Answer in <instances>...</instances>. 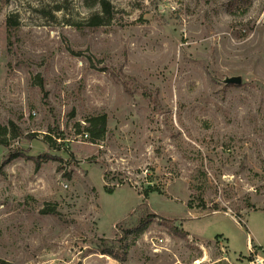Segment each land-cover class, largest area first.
I'll return each mask as SVG.
<instances>
[{
  "label": "rangeland",
  "instance_id": "1",
  "mask_svg": "<svg viewBox=\"0 0 264 264\" xmlns=\"http://www.w3.org/2000/svg\"><path fill=\"white\" fill-rule=\"evenodd\" d=\"M110 1L0 0V264H264V0Z\"/></svg>",
  "mask_w": 264,
  "mask_h": 264
},
{
  "label": "trees",
  "instance_id": "2",
  "mask_svg": "<svg viewBox=\"0 0 264 264\" xmlns=\"http://www.w3.org/2000/svg\"><path fill=\"white\" fill-rule=\"evenodd\" d=\"M87 6H98L99 12L93 13L87 20L88 24L91 26H98L103 24L106 20H108L113 11V7L111 5L110 0H85ZM87 127L85 128L86 135L88 136L89 140L95 141L100 139L104 133L105 128V116L101 115H93L86 119ZM8 131H11L12 136H15L17 127L12 123L8 122L7 125H0V144L3 143L5 140L4 136L8 134ZM152 190H156L154 187ZM189 207H191V203H187ZM203 204L199 205L202 207ZM106 254H111L110 252H103ZM1 264H8L1 262Z\"/></svg>",
  "mask_w": 264,
  "mask_h": 264
},
{
  "label": "water",
  "instance_id": "3",
  "mask_svg": "<svg viewBox=\"0 0 264 264\" xmlns=\"http://www.w3.org/2000/svg\"><path fill=\"white\" fill-rule=\"evenodd\" d=\"M222 82L224 84H235V85H238V84L241 83V77L239 75L225 76L222 79Z\"/></svg>",
  "mask_w": 264,
  "mask_h": 264
},
{
  "label": "bare ground",
  "instance_id": "4",
  "mask_svg": "<svg viewBox=\"0 0 264 264\" xmlns=\"http://www.w3.org/2000/svg\"><path fill=\"white\" fill-rule=\"evenodd\" d=\"M200 261H201V259H197L196 262H195V264L199 263Z\"/></svg>",
  "mask_w": 264,
  "mask_h": 264
},
{
  "label": "built area",
  "instance_id": "5",
  "mask_svg": "<svg viewBox=\"0 0 264 264\" xmlns=\"http://www.w3.org/2000/svg\"><path fill=\"white\" fill-rule=\"evenodd\" d=\"M85 136H86V134H85Z\"/></svg>",
  "mask_w": 264,
  "mask_h": 264
}]
</instances>
